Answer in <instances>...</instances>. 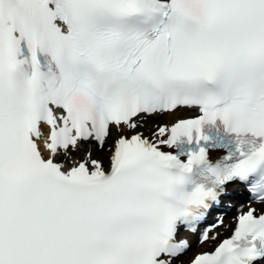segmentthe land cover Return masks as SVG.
I'll use <instances>...</instances> for the list:
<instances>
[{"label":"snow or ice","instance_id":"1","mask_svg":"<svg viewBox=\"0 0 264 264\" xmlns=\"http://www.w3.org/2000/svg\"><path fill=\"white\" fill-rule=\"evenodd\" d=\"M235 184L187 264H264V0H0V264H185Z\"/></svg>","mask_w":264,"mask_h":264},{"label":"bare ground","instance_id":"2","mask_svg":"<svg viewBox=\"0 0 264 264\" xmlns=\"http://www.w3.org/2000/svg\"><path fill=\"white\" fill-rule=\"evenodd\" d=\"M184 116H187V112L186 111H183V110H180L170 116H162V117H156L155 119L161 123H171L172 121L178 119V118H181V117H184ZM83 155V151H81L80 153L77 154V156H82ZM107 164V161H105V165ZM234 203V202H233ZM243 205V204H241ZM256 207H260V205H256ZM223 224L224 225H228L227 228L221 226L219 228H215L213 231L215 233H220L219 236L221 235H224L225 232H228L229 228H230V224H231V217L229 214H227L224 219H223ZM213 235V232H210L209 236ZM189 238L190 239H193V235H189ZM215 242V241H214ZM214 242H206L205 244L203 245H200L198 243H196L192 248H190V251H192L191 249H193V252H191L190 254V251H188L185 256L183 257V261L186 262V258L190 255H192L194 252H197V251H200V250H203L205 248H207L209 245H212Z\"/></svg>","mask_w":264,"mask_h":264},{"label":"rangeland","instance_id":"3","mask_svg":"<svg viewBox=\"0 0 264 264\" xmlns=\"http://www.w3.org/2000/svg\"><path fill=\"white\" fill-rule=\"evenodd\" d=\"M78 157H79V156H78ZM218 238H219V237H218ZM208 248H210V247H208ZM191 252H193V251H190V253H191ZM186 259H187V258H186Z\"/></svg>","mask_w":264,"mask_h":264}]
</instances>
